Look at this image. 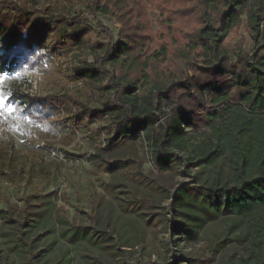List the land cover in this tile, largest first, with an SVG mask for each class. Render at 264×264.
I'll list each match as a JSON object with an SVG mask.
<instances>
[{
  "label": "trees",
  "instance_id": "trees-1",
  "mask_svg": "<svg viewBox=\"0 0 264 264\" xmlns=\"http://www.w3.org/2000/svg\"><path fill=\"white\" fill-rule=\"evenodd\" d=\"M149 3L158 14V32L146 0H0V74L36 78L53 69L63 79L59 90L45 96L9 90V102L59 134L85 132L100 150L143 134L160 170L186 164L201 167L200 175L212 166L223 171L218 160L230 151L232 175L182 183L168 195L162 228L171 231L169 243L178 234L196 243L209 222L231 216L228 230L209 243L210 251L239 243L237 261L224 264H264V0ZM244 13L254 47L234 60L222 44ZM100 16L118 25L117 35ZM87 51L92 61L82 56ZM72 55L79 58L68 63ZM228 107L245 115L229 114ZM219 119L224 124L217 126ZM205 128L212 134L196 143L194 136ZM97 158L104 172L119 169L120 161ZM42 189L23 197L19 215L0 208L28 264H39L26 231L38 217ZM169 216L174 219L166 222ZM105 233L80 225L69 241L108 243ZM112 254L128 264L117 248ZM190 262L204 263L199 257Z\"/></svg>",
  "mask_w": 264,
  "mask_h": 264
},
{
  "label": "rangeland",
  "instance_id": "rangeland-1",
  "mask_svg": "<svg viewBox=\"0 0 264 264\" xmlns=\"http://www.w3.org/2000/svg\"><path fill=\"white\" fill-rule=\"evenodd\" d=\"M146 1L153 30L158 32V14L149 0ZM100 19L118 34V25L113 20L105 16ZM246 25L247 14L244 13L240 22L224 37L222 47L234 60L254 47ZM82 56L92 61L88 51ZM78 58V55H72L68 63L76 62ZM6 75L8 78L0 84V94L13 111L9 113L7 108L0 111V208L19 215L23 197L35 187L43 188L45 198L36 210L38 217L26 231L27 240L39 253V264H119L112 254L115 248L123 258L121 261L128 264L172 261L191 264L189 261L194 257H199L202 264H224L229 258L237 261L242 253L239 243H232L219 253H212L208 248L210 242L228 230L233 220L231 216H220L209 222L200 230V240L196 243L189 242L182 234L177 235L176 242L169 243L171 231L162 228L165 219L160 216L170 202L168 195L182 183L197 184L199 180L206 183L204 180L219 175L230 177V151L218 160L223 171L212 166L200 175L202 168L199 166L191 168L184 164L165 170L156 168L143 134L118 148L100 150L101 145L90 141L85 132L59 134L47 123L29 118L21 108L9 102V90L41 96L59 90L63 79L53 73V69L36 78L19 73ZM227 110L229 114L237 111L239 115H245L239 108L228 107ZM216 124H224V120L219 119ZM212 132V128H205L196 133L194 141L205 142ZM98 154L110 162L120 161L119 169L104 172L98 165ZM180 156L186 154L180 153ZM134 175L138 177L134 178ZM153 213L159 216L157 220V217L152 219ZM168 218L166 222L174 216ZM80 225L107 232L105 234L111 240L96 244L82 239L71 243V231ZM245 229L244 226L239 231ZM0 264H28L26 254L15 241L14 226L4 223L1 218Z\"/></svg>",
  "mask_w": 264,
  "mask_h": 264
},
{
  "label": "snow or ice",
  "instance_id": "snow-or-ice-1",
  "mask_svg": "<svg viewBox=\"0 0 264 264\" xmlns=\"http://www.w3.org/2000/svg\"><path fill=\"white\" fill-rule=\"evenodd\" d=\"M7 75L6 74H0V84H3L4 81L7 79ZM5 108H7V111L9 113H11L13 111L12 108H9L7 106V104L5 103V97L3 96V94H0V111H3Z\"/></svg>",
  "mask_w": 264,
  "mask_h": 264
}]
</instances>
